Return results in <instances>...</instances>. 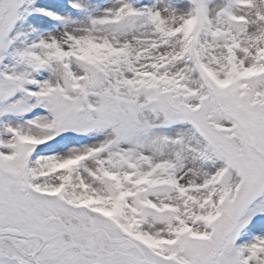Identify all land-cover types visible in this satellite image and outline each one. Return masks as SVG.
<instances>
[{"label":"snow or ice","instance_id":"snow-or-ice-1","mask_svg":"<svg viewBox=\"0 0 264 264\" xmlns=\"http://www.w3.org/2000/svg\"><path fill=\"white\" fill-rule=\"evenodd\" d=\"M0 264H264V0H0Z\"/></svg>","mask_w":264,"mask_h":264}]
</instances>
